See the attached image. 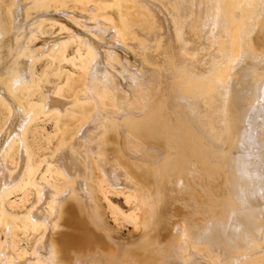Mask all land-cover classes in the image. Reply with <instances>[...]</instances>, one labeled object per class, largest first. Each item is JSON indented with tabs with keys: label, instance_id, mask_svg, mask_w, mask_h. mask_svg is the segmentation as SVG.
<instances>
[{
	"label": "bare ground",
	"instance_id": "6f19581e",
	"mask_svg": "<svg viewBox=\"0 0 264 264\" xmlns=\"http://www.w3.org/2000/svg\"><path fill=\"white\" fill-rule=\"evenodd\" d=\"M0 2V264H264V0Z\"/></svg>",
	"mask_w": 264,
	"mask_h": 264
},
{
	"label": "rangeland",
	"instance_id": "374dc122",
	"mask_svg": "<svg viewBox=\"0 0 264 264\" xmlns=\"http://www.w3.org/2000/svg\"><path fill=\"white\" fill-rule=\"evenodd\" d=\"M1 3V2H0ZM0 8L1 9H3L4 10V7L0 4ZM1 12H0V19H1V21L4 23V24H6V21L8 22V20H7V18H6V16H5V13H4V11H2V10H0ZM3 15V16H2ZM6 20V21H5ZM5 21V22H4ZM68 25H70L69 27L70 28H73L74 30H75V26L74 25H72V24H68ZM8 26V25H7ZM7 36V35H6ZM6 36H3V37H1L0 38V40H3V41H1V43H0V50H1V52H0V57H2L1 58V60L3 59V60H5V57H6V54H7V52H8V44H9V42H10V38H8V37H6ZM7 38V39H6ZM5 41H7V42H5ZM5 42V43H4ZM7 43V44H6ZM39 43H40V41L39 40H37L36 41V45L38 46L39 45ZM6 44V45H5ZM6 48H7V50H6ZM119 49H117V54L119 53ZM3 52V53H2ZM2 53V54H1ZM119 55L120 56H122L123 54H122V52L120 51V53H119ZM3 60H2V62H3ZM129 61H130V63L132 64V62H131V60L129 59ZM5 62V61H4ZM3 62V63H4ZM134 67H135V64H132ZM154 74V72H152V74H151V77L149 78V80L147 81V83L145 84L146 85V87H148L149 86V84L148 83H150V86H149V88L151 87V88H155V86L157 85V83L159 82V80H160V78H158V75L156 74V75H153ZM155 77H157V78H155ZM153 78V79H152ZM156 79V80H155ZM159 79V80H158ZM123 79H121V78H118V80L116 81L117 82V84L118 85H120V88H122L124 91H126V90H128V89H130L129 87H127L126 85H128V84H126L127 83V81H125L124 82V80L122 81ZM150 81H152V82H150ZM154 82V83H153ZM155 82H156V84H155ZM148 84V85H147ZM154 84H155V86H154ZM126 89V90H125ZM44 127H45V130L47 131V132H52V127L50 126V124L49 123H46L45 125H44ZM166 140H163L162 142H163V144H162V146H163V149L162 150H164V152H166L165 150H167L166 148L168 147L167 145H168V143H167V141L165 142ZM165 143H166V145H165ZM166 147V148H165ZM133 159V158H132ZM165 160V159H164ZM147 163V162H146ZM135 166H137V167H139L140 169H143V167L142 166H140V165H133V167H135ZM171 181V180H170ZM168 182V183H170L169 185H168V190H170L171 191V188H172V191L173 192H170L169 191V193H170V196H171V199H172V201L173 202H177V201H181L182 199H185V191H181V192H179V190H178V184H176V182L175 181H171V182ZM173 182V183H172ZM58 183H60V181L58 182ZM172 184H174V185H172ZM172 185V186H171ZM169 186L171 187V188H169ZM33 196L32 197H30V201H32L33 200ZM125 199H124V196H122V195H119V196H113V195H108V199H104L99 193H96V201H97V204H98V206H99V212H100V215H101V217H102V219H103V225L101 224V225H99L98 223H96L92 218H90L89 217V215H88V218H89V220L90 221H92V222H95L96 224H98L101 228H102V234L105 236V237H109V238H112L111 237V233H113V234H116V235H118L122 240H124V239H128V238H130V239H133V240H136V241H139V240H141V239H143L147 234H146V231L143 233L142 232V221L144 222V221H146V220H149V217L147 216V215H145V211H142V213L141 212H137L138 214V219H137V223H138V226H137V223H135V220L133 221V219L132 218H129L127 215L128 214H131L133 211H132V206L130 205V204H127L126 203V201H124ZM130 211H131V213H130ZM88 213V212H87ZM174 214V215H173ZM173 214H172V217L173 216H175L174 218H178L179 216H177L176 214L177 213H175V212H173ZM163 215V216H162ZM166 214L164 213V211H162L161 209H158V211H157V214H156V216H155V220H160V219H162V220H165L166 221V223H168L169 224V222H170V225L172 226L173 224H175L176 223V221H178L179 220V218H178V220L176 219H171L169 216H165ZM160 216V217H159ZM161 217H163V218H165V219H163V218H161ZM132 219V220H131ZM146 219V220H145ZM168 220H169V222H168ZM171 220H173V222L171 221ZM135 224H134V223ZM140 222V223H139ZM140 227V228H139ZM151 231V230H150ZM151 233H152V231H151ZM150 233V234H151ZM146 234V235H145ZM135 241V242H136Z\"/></svg>",
	"mask_w": 264,
	"mask_h": 264
}]
</instances>
